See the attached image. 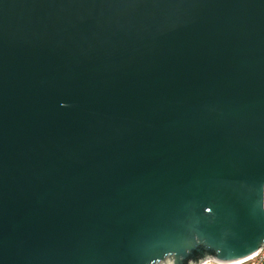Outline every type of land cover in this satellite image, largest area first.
<instances>
[{"label":"water","instance_id":"water-1","mask_svg":"<svg viewBox=\"0 0 264 264\" xmlns=\"http://www.w3.org/2000/svg\"><path fill=\"white\" fill-rule=\"evenodd\" d=\"M263 244L264 0H0V264Z\"/></svg>","mask_w":264,"mask_h":264},{"label":"trees","instance_id":"trees-1","mask_svg":"<svg viewBox=\"0 0 264 264\" xmlns=\"http://www.w3.org/2000/svg\"><path fill=\"white\" fill-rule=\"evenodd\" d=\"M208 255L216 256V253L212 250L206 249L203 245H199L187 257L185 264H197Z\"/></svg>","mask_w":264,"mask_h":264},{"label":"built area","instance_id":"built-area-1","mask_svg":"<svg viewBox=\"0 0 264 264\" xmlns=\"http://www.w3.org/2000/svg\"><path fill=\"white\" fill-rule=\"evenodd\" d=\"M201 264H220V263H216L212 260H206ZM230 264H264V244L253 256L244 259L242 261H238Z\"/></svg>","mask_w":264,"mask_h":264}]
</instances>
